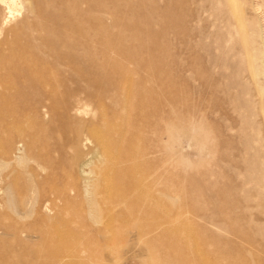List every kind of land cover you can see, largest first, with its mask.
I'll return each instance as SVG.
<instances>
[{
  "label": "rangeland",
  "instance_id": "obj_1",
  "mask_svg": "<svg viewBox=\"0 0 264 264\" xmlns=\"http://www.w3.org/2000/svg\"><path fill=\"white\" fill-rule=\"evenodd\" d=\"M75 1L101 16L108 46L95 56L91 38L84 76L41 47L40 30L22 41L37 51L25 61L7 54L11 70L0 71L12 84H0V264H264V102L231 31L240 15L253 22L251 4L264 0ZM20 10L0 40L13 39ZM2 116L25 124L24 137L6 134ZM132 146L153 151L150 164L141 159L152 170L150 212L131 213L136 198L119 196L136 181L120 178L131 163L113 161Z\"/></svg>",
  "mask_w": 264,
  "mask_h": 264
},
{
  "label": "bare ground",
  "instance_id": "obj_2",
  "mask_svg": "<svg viewBox=\"0 0 264 264\" xmlns=\"http://www.w3.org/2000/svg\"><path fill=\"white\" fill-rule=\"evenodd\" d=\"M70 1L68 0H0V10L7 11L5 16H3L2 19H0L1 20L0 21V36L4 32L5 26H7L12 20L14 21L16 19L17 17L16 11L23 9L22 12L25 14L22 18L23 20L17 26H15V28H12L11 30L12 31L11 38L13 39L11 40V39L6 38L5 40L4 39L0 40V61H1L0 71H3L7 68L8 70H11L10 64L6 62V59H8V57L11 54L14 56H17L20 61H25L26 54L31 55L34 53V51H37V49H35L34 46H32L30 38L28 40L27 45H25V47L22 44V41L25 37H27L26 34L30 36V32L32 30H40L46 34L45 37L39 38L41 41V47L43 49H47L48 51H50L52 55L54 56L56 55L58 58L61 59L60 61H64L66 65V70L69 72H73V75H75L76 78H80L84 76L86 74V71L91 67V64L88 62V60H90V57L92 56V53H93V51L91 52L92 48L90 45L91 38L92 39L94 38L93 40H95V41L92 40V43H95L96 46H99V49H100V50L97 49V47L95 48L96 49L94 53L95 56H98V55L103 56V53L107 52L108 46H106V43L104 41L105 40V33H104L105 25H103L104 23H103L101 16L99 15L98 17L92 16L91 13L85 12V10L82 9L80 5L81 3H78L75 1L74 4L73 3L71 4ZM56 2L58 3L59 7L60 6L62 7V12H60L59 10L61 14L60 20H62L64 17H67V19L64 23L61 21L63 25H60L61 24L60 23L59 25L61 27L58 26L59 29L54 30L56 28L53 27L54 28L53 29L52 24L54 26V22L56 19H53V16H51L52 14L51 10L53 11V9H50V7L53 8ZM181 2L185 4L186 0H181ZM251 6L253 8L256 20L254 19L253 22H250L252 20L250 21L245 20L244 18H242L243 16L240 15L239 16L240 20L238 23H236L235 27L233 26L232 27L230 26V27L233 33L235 30L236 31L238 30L240 32L239 33L241 36L240 54L242 53L243 56L244 55L247 56L246 58L248 59L247 66H246V70H247L246 72L248 73V75L250 74V77L252 78L254 83L255 82L257 83L258 89L256 91H258L259 96L264 102V42H263L264 40V2H260V1L252 2ZM99 7L103 8V5H99ZM17 8L19 10H17ZM100 11L103 13L102 10ZM96 14H97V11H96ZM19 16H21V14ZM188 19H189L188 15L185 14L184 19H183V26H182L183 31H184V26L188 23ZM57 21H58V18H57ZM90 23L95 24L93 25L95 26L94 29L91 27L93 30L88 25ZM233 33L230 32L229 35L232 37ZM72 37H74L75 39L73 43H71L72 41L69 42V40ZM56 38L62 41H61V44L57 43L58 46L55 48L54 47L55 42L53 43V40ZM257 44L261 45L260 52L258 50ZM63 48H67L68 51L65 53L62 52ZM7 54H10V55H7ZM95 62L97 63V60ZM196 74H197L196 76L198 77L199 81L201 82L205 81L206 83L207 80H202L203 78H206V77L201 71H197ZM126 75L127 73L124 72L122 78H125ZM50 82L52 83V78L50 79ZM94 83H97V80H94ZM0 84L3 90L10 89L12 85L9 81V78L6 76L0 77ZM186 96L187 98L190 97V95L189 96L186 95ZM261 105L264 107L263 104ZM21 107H22V104H19L17 105V107L12 108V111L18 114ZM69 107L70 105H68V108ZM75 107L78 108V106H75ZM71 108H73V106H71ZM79 110H81V107L78 108L77 112H79ZM2 117L3 118L1 119V121L6 122V124L5 123L3 124L5 126L4 132L6 134H9L13 131H17V133H19L20 136L24 137V134L27 132V126L25 124L16 125V123L13 120L12 121L8 120L9 116H2ZM186 124L189 125L190 129H194L196 127V124L193 123L190 118L187 119ZM117 142L121 143V141H117ZM113 143L115 142L113 141ZM122 143L124 144V141H122ZM20 146L15 148V151H16L15 153H18L17 155H20L22 152V150L20 149L21 148ZM104 148H105V152L110 150L108 146ZM133 149H134V146L130 147L128 150L126 147L123 154H119L117 158L115 159V161H113V163L115 164H119L120 162H123V161L131 163V166L127 172L125 171L124 173L122 172L120 173V178L124 179L126 175H129V176H132L133 179L136 181V183L134 184H131V185L129 184L128 186H124L125 192H120L119 196H121L122 198H125V200L136 198V201L133 204L134 206L132 207V210L130 211L131 213H133V211H135L136 208L143 210V211L150 212L152 202L154 200V190L152 187H149L147 183H145V181L148 180V178L150 177V172L152 170H150L149 168H144L143 170L141 159H143L144 163L146 160V163L149 162L150 164V160H151L150 155L152 154L153 151L150 150L151 148L150 149L146 148V149H143L142 151H135ZM91 164H94V163L91 162L90 165ZM89 188H92V187H89ZM87 194L90 196V200L92 202V208L90 210L92 219L95 224H99L101 222V213H100L101 210L98 209L99 207V206L97 207L98 202H96L97 201L96 197H98L97 195L98 192L96 193L95 190L92 188V190L88 189ZM119 202H122V201H119ZM14 203L16 205V202ZM14 203H12L11 201V204H14ZM114 203H116V201ZM117 204L119 203L117 202ZM9 205H10V202H9ZM113 206H115V204H113ZM13 207L15 208V206ZM16 209H18V207ZM43 210L45 211V209ZM137 225L138 227L141 228V225H143V223H138ZM105 232L106 234L111 235V237L110 236L108 237L109 239H112L114 242L116 241L115 239H120V233L118 229L106 228ZM176 234L178 236L177 240L179 241L183 240L184 242H187L185 240L183 232L178 230ZM74 264H79V263L76 262Z\"/></svg>",
  "mask_w": 264,
  "mask_h": 264
}]
</instances>
